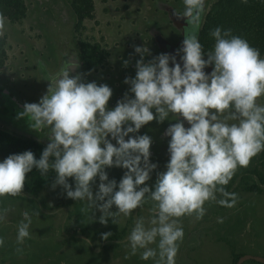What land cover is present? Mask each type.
<instances>
[{
	"label": "clouds",
	"instance_id": "1",
	"mask_svg": "<svg viewBox=\"0 0 264 264\" xmlns=\"http://www.w3.org/2000/svg\"><path fill=\"white\" fill-rule=\"evenodd\" d=\"M182 2L184 11L176 13L187 25L181 47L145 61L149 48L134 46L140 56L136 75L125 78L130 87L114 108L108 107L112 88L85 82L79 64L71 60L46 74V93L39 102H25L17 119H26L47 144L39 159L28 150L0 162V197L20 195L35 168L44 178L54 173L51 189L60 187L67 198L83 202L86 218L94 221L95 212L102 213L98 219L103 225L109 218L119 224V217L150 204L151 217L136 219L127 239L131 255L139 251L141 260L153 264H175L184 238L183 217L202 220L208 202L235 206L238 194L226 186L238 168L248 167L264 151V105L258 103L264 97V58L246 39L220 27L211 30L213 49L205 53L198 37L205 0ZM169 119L177 122L164 133L170 137L166 170L157 172L149 185L159 165L150 159L152 138L138 133L154 120L162 124ZM113 167L125 169L119 182L109 179L107 169ZM8 212L0 209V222ZM33 215L40 211L22 213L17 254L30 238ZM111 235L101 234L104 240ZM4 244L0 237V247Z\"/></svg>",
	"mask_w": 264,
	"mask_h": 264
},
{
	"label": "rangeland",
	"instance_id": "2",
	"mask_svg": "<svg viewBox=\"0 0 264 264\" xmlns=\"http://www.w3.org/2000/svg\"><path fill=\"white\" fill-rule=\"evenodd\" d=\"M213 2L205 0L204 14ZM25 4L27 13L20 22L12 23L0 17V33L6 38L7 48V61L0 68V88L4 86L10 94L16 92L20 100L29 103L39 102L46 93L49 84L44 80L46 74L71 60L74 65L79 64L77 71L85 74V82L95 81L112 88L113 96L108 104L112 109L130 87L124 83L125 78L136 75L135 64L140 56L134 46L149 48L151 55L145 56L147 61L167 53L156 36L173 43L185 30L177 28L169 17L173 7L184 11L182 0H95L94 17L84 21V28L77 35L69 0H25ZM78 38L98 44L104 63L86 69L78 55ZM125 60L129 61L127 67ZM209 68L211 72L212 67ZM258 103L264 105V97L259 98ZM153 112L155 114L154 109ZM175 122L169 119L161 124L154 120L138 133L152 138L150 159L159 165L151 174L149 185H154L157 172L166 170L170 137L164 133L170 123ZM185 126L189 127L187 122ZM0 128L47 144L46 138L30 130L27 122L23 127H15L0 119ZM262 152L252 158L248 167L238 168L235 175L253 169L259 162L264 163ZM124 171L115 167L107 169L109 179L117 182ZM238 179L229 190L238 194L234 207L208 202L202 220L187 216L181 219L184 238L175 264H234V254L264 257V185L260 193L248 192L239 186ZM98 184L97 178L94 191ZM57 191L58 187L55 190L49 187L37 196L22 192L16 197H0V209H9L6 219L0 222V237L5 240L0 247V264H153L151 260H141L139 251L131 255L127 239L136 219L144 217L147 221L151 217L150 204L135 209L129 217H119V224L109 218L108 224L103 225L99 223L102 215L99 211L95 212L94 221L81 213L83 202L66 197L61 207L52 208ZM34 209H38L40 215L32 216L30 238L23 245L24 251L17 254V226L22 213L26 210L31 213ZM112 210L115 211V207ZM108 232L112 235L107 240L102 239L101 234ZM242 264L262 263L247 260Z\"/></svg>",
	"mask_w": 264,
	"mask_h": 264
},
{
	"label": "trees",
	"instance_id": "3",
	"mask_svg": "<svg viewBox=\"0 0 264 264\" xmlns=\"http://www.w3.org/2000/svg\"><path fill=\"white\" fill-rule=\"evenodd\" d=\"M69 6L74 14V33H81L84 28V21L92 19L95 11V0H69ZM27 13L25 0H0V17L12 23L23 20ZM220 27L223 30L231 29L233 35L240 36L248 43L259 49L261 57L264 56V0H214L205 14L200 30L199 40L207 53L213 49L214 38L210 36L211 30ZM77 51L82 65L86 69L97 68L103 64V54L99 45L85 39H77ZM7 61L6 38L0 33V68ZM45 145L41 142L17 136L0 128V157L4 160L11 154H19L31 150L37 159L40 158ZM264 151L262 157H264ZM54 173H49L47 178L40 175L37 169L27 174L24 191L27 194L37 196L40 192L51 185ZM239 186L248 192H262L264 185V163L259 162L253 169L234 175L226 186L227 191L232 188L236 178ZM73 181L70 180V183ZM66 194L58 187L56 202L52 208L61 207L64 204ZM241 254H234V264Z\"/></svg>",
	"mask_w": 264,
	"mask_h": 264
},
{
	"label": "water",
	"instance_id": "4",
	"mask_svg": "<svg viewBox=\"0 0 264 264\" xmlns=\"http://www.w3.org/2000/svg\"><path fill=\"white\" fill-rule=\"evenodd\" d=\"M170 13L172 22L180 26L182 20L177 18L176 12L170 9ZM156 38L159 45L164 46L165 41L160 36H156ZM23 104L24 103L19 100V96L16 93L10 94L7 90L0 88V119L12 126L23 127L27 120L17 119L18 113L23 111ZM247 260H254L264 264V257L252 254L240 255L235 264H242Z\"/></svg>",
	"mask_w": 264,
	"mask_h": 264
},
{
	"label": "flooded vegetation",
	"instance_id": "5",
	"mask_svg": "<svg viewBox=\"0 0 264 264\" xmlns=\"http://www.w3.org/2000/svg\"><path fill=\"white\" fill-rule=\"evenodd\" d=\"M170 8V7H169ZM169 10V9H168ZM171 10H173L174 12H176V13H182L183 11L182 10H180V9H178L177 7H173V8H171ZM169 12V11H168ZM165 13H167V11H165ZM204 16H205V14L203 15V17H202V20H203V18H204ZM169 17H170V15H169ZM171 19V18H170ZM170 22L172 23V20H170ZM201 24H202V21H201ZM187 27V25H186V21L185 20H182L181 21V24H180V26H177V28H179L180 30L181 29H184V28H186ZM183 32H181L180 34H178L176 37H175V41L173 42V43H171L169 40H164L165 41V44H164V46H161L163 49H165L166 51H167V53H171V54H175V52H176V50L179 48V47H181V45H182V41H183ZM177 60L179 61V57H177ZM205 72L206 73H209L210 72V68L208 67V68H206L205 69ZM45 81H47V80H45ZM2 87V86H1ZM4 87V86H3ZM2 87V88H3ZM4 90H6L5 88H3ZM8 92V91H7ZM13 93H15V92H12V94Z\"/></svg>",
	"mask_w": 264,
	"mask_h": 264
},
{
	"label": "crops",
	"instance_id": "6",
	"mask_svg": "<svg viewBox=\"0 0 264 264\" xmlns=\"http://www.w3.org/2000/svg\"><path fill=\"white\" fill-rule=\"evenodd\" d=\"M16 93V92H15ZM20 100V99H19ZM21 102H23L22 100H20ZM23 103H25V102H23Z\"/></svg>",
	"mask_w": 264,
	"mask_h": 264
}]
</instances>
